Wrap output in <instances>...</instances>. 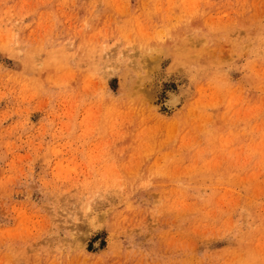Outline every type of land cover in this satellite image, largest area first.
Segmentation results:
<instances>
[{
	"label": "rangeland",
	"instance_id": "obj_1",
	"mask_svg": "<svg viewBox=\"0 0 264 264\" xmlns=\"http://www.w3.org/2000/svg\"><path fill=\"white\" fill-rule=\"evenodd\" d=\"M0 264H264V0H0Z\"/></svg>",
	"mask_w": 264,
	"mask_h": 264
}]
</instances>
